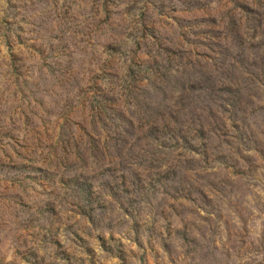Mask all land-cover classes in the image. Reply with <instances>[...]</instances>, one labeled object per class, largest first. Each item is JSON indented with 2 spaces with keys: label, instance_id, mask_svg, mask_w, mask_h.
<instances>
[{
  "label": "rangeland",
  "instance_id": "1",
  "mask_svg": "<svg viewBox=\"0 0 264 264\" xmlns=\"http://www.w3.org/2000/svg\"><path fill=\"white\" fill-rule=\"evenodd\" d=\"M0 264H264V0H0Z\"/></svg>",
  "mask_w": 264,
  "mask_h": 264
}]
</instances>
